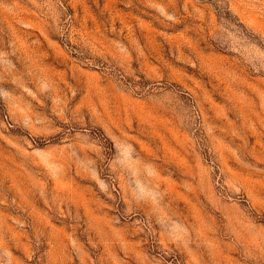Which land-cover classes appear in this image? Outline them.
<instances>
[{"label":"rangeland","instance_id":"rangeland-1","mask_svg":"<svg viewBox=\"0 0 264 264\" xmlns=\"http://www.w3.org/2000/svg\"><path fill=\"white\" fill-rule=\"evenodd\" d=\"M0 264H264V0H0Z\"/></svg>","mask_w":264,"mask_h":264}]
</instances>
